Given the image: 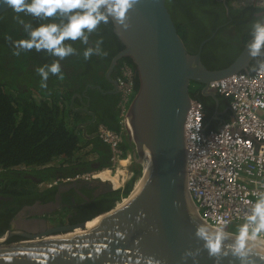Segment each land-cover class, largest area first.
<instances>
[{
	"label": "trees",
	"instance_id": "16d2710c",
	"mask_svg": "<svg viewBox=\"0 0 264 264\" xmlns=\"http://www.w3.org/2000/svg\"><path fill=\"white\" fill-rule=\"evenodd\" d=\"M164 1L187 51L192 53L195 47L191 50L188 36L204 23L202 15L206 10L225 18L222 0ZM226 3L229 22L220 26L201 47V61L209 69L227 65L250 37L253 22L264 20L263 7L241 4L240 0ZM18 18L33 27L56 19L16 13L11 7L0 14V235L9 227L19 197L37 191V182L23 177L24 173L31 172L46 180L112 166V151L97 135L99 125L120 134L118 150L122 156L131 154L132 174L120 187L101 191L92 201L80 204L81 212L75 220L90 219L112 207L128 195L141 173L140 163L133 161L134 144L120 125L121 94L113 91L106 76L112 57L124 47L113 31L111 20L99 24L89 34L87 44L69 41L76 51L59 60L62 78L49 74L47 87L41 88L37 69L59 58L35 49L14 55V41L28 35ZM97 40L106 54H93L85 59L83 50L94 46ZM259 62H264V57L254 58L248 69L241 72H252ZM125 68L132 72L130 102L139 85L131 58L119 57L109 76L115 80L124 78ZM191 84L195 85L189 87L190 95L202 105L206 131L217 129L230 119L226 97L204 94L195 87L203 84L194 81ZM91 163H97V167H91Z\"/></svg>",
	"mask_w": 264,
	"mask_h": 264
},
{
	"label": "water",
	"instance_id": "95a60500",
	"mask_svg": "<svg viewBox=\"0 0 264 264\" xmlns=\"http://www.w3.org/2000/svg\"><path fill=\"white\" fill-rule=\"evenodd\" d=\"M8 8L0 0V14ZM122 13V21L110 18L124 47L112 57L106 76L121 56L135 64L139 85L129 105L128 133L134 160L142 165L148 155L150 170L137 190L133 185L127 196L90 219L16 242L5 241L7 230L0 236V264H241L231 253L210 256L195 235L204 224L225 232L227 244L237 230L210 225L197 212L186 188L183 122L191 82L206 85L247 70L254 59L248 54L251 37L227 65L209 69L200 46L187 51L164 0H132ZM95 218L91 226L74 230ZM253 243L259 246L250 249L246 264H264V234Z\"/></svg>",
	"mask_w": 264,
	"mask_h": 264
},
{
	"label": "built area",
	"instance_id": "2783aa9c",
	"mask_svg": "<svg viewBox=\"0 0 264 264\" xmlns=\"http://www.w3.org/2000/svg\"><path fill=\"white\" fill-rule=\"evenodd\" d=\"M240 3L264 8V0ZM123 76L116 80L121 94L120 125L129 132V68L123 70ZM201 89L226 97L231 117L217 129L206 131L202 105L190 99L183 122L186 188L203 220L210 225L238 229L252 203L264 194V69L258 65L252 72L212 79ZM97 135L112 151V166L108 170L118 174L117 188L132 174L128 170L131 154L122 156L118 150L119 133L99 125ZM94 171L82 172L80 176L95 177ZM71 178L55 177L47 183Z\"/></svg>",
	"mask_w": 264,
	"mask_h": 264
},
{
	"label": "clouds",
	"instance_id": "9594fccd",
	"mask_svg": "<svg viewBox=\"0 0 264 264\" xmlns=\"http://www.w3.org/2000/svg\"><path fill=\"white\" fill-rule=\"evenodd\" d=\"M11 9L24 12L34 17L45 19L56 17L47 23H40L33 27L18 18L24 24L27 38L14 41V55L22 50L35 49L44 51L59 59L37 69L41 80L40 87H47L49 74L62 78L59 60L75 53V48L69 41L80 40L88 43V36L101 23H107L110 18L123 20L122 9L130 7L132 0H6ZM248 54L253 58L264 57V20L254 21L250 30ZM101 41L97 40L94 46L83 50V57L88 59L91 55L106 54L102 51ZM259 68L264 69V62H259ZM143 215V213H140ZM264 233V194H260L252 203L243 222L238 226L236 234L230 243L224 244L226 233L220 229L212 230L204 224L197 226L195 235L203 241V246L210 256L232 255L246 264V257L252 247H258L255 242L260 234ZM186 255H192L186 250ZM149 264H153L149 260ZM158 264V262H157Z\"/></svg>",
	"mask_w": 264,
	"mask_h": 264
},
{
	"label": "flooded vegetation",
	"instance_id": "af4514ba",
	"mask_svg": "<svg viewBox=\"0 0 264 264\" xmlns=\"http://www.w3.org/2000/svg\"><path fill=\"white\" fill-rule=\"evenodd\" d=\"M222 1L225 5V18L223 14L217 15L212 10L210 14L209 9H207L202 15L204 23L196 26V31L194 33L191 32L188 36L187 42L191 50L195 47V51H197L199 46L201 48L205 41L214 36V33L220 26L226 25L229 22L230 16L229 7L226 3L227 0ZM108 79L113 84L114 90L115 84L113 81H115V78L108 76ZM194 85L191 84L190 87L192 88ZM195 87L202 92L201 86ZM116 91H118L117 88ZM86 98L87 100L89 99L88 97ZM135 156V149H133V161H135ZM90 166L97 167V163H91ZM98 169L101 168H94L92 170ZM81 173L70 175L72 176L71 179L59 180L52 183H47L48 179H38L31 172L24 173L23 177H30L37 182V191L25 193L19 197L16 210L9 219L10 225L3 233L5 234L7 230H10L5 241L8 243L24 240L29 237L33 238L37 234H43L49 228L83 221L75 220L80 215L77 213L81 212L79 205L92 201L98 193L109 189V187L105 183L98 181L96 179L97 175L91 178H84L80 176ZM94 220L96 218L89 221L94 222Z\"/></svg>",
	"mask_w": 264,
	"mask_h": 264
},
{
	"label": "bare ground",
	"instance_id": "6f19581e",
	"mask_svg": "<svg viewBox=\"0 0 264 264\" xmlns=\"http://www.w3.org/2000/svg\"><path fill=\"white\" fill-rule=\"evenodd\" d=\"M146 147V146H145ZM146 150H147V147H146ZM150 165H151V160L149 158V156L146 158H144V162H143V165H142V172H141V177L139 180H137V184L134 185V190H137L143 183V181L145 180L149 170H150ZM103 169V168H102ZM114 175H111V173H109V170L108 169H103V170H95L94 171V176H99V177H102V178H113V183H114V186L116 187L117 184L119 183L118 182V174L116 172H113ZM143 174V175H142ZM116 184V185H115ZM93 224V222H90L89 220L85 223V225H83L82 227L79 226L77 228H75L74 230H82L86 227H89ZM40 236H42V234H37L35 235L33 238H39Z\"/></svg>",
	"mask_w": 264,
	"mask_h": 264
},
{
	"label": "rangeland",
	"instance_id": "374dc122",
	"mask_svg": "<svg viewBox=\"0 0 264 264\" xmlns=\"http://www.w3.org/2000/svg\"><path fill=\"white\" fill-rule=\"evenodd\" d=\"M143 162H144V160H143ZM130 164H131V163H130ZM130 164H129V166H128V170H129V171H130ZM142 165H143V163H142ZM142 165H140L141 169H142ZM101 169H102V168H101ZM101 169H100V170H101ZM105 169H108V168H105ZM113 169H114V168H113ZM112 171H113V170H112ZM140 174H141V173H140ZM111 175H114V173L112 172ZM98 177H99V176H98ZM100 178H101L102 180L99 179V178H98L97 180L100 181V182L105 183L108 187L110 186V184H111L112 186H114V183H115V182L113 183V181H112L113 178H102V177H100ZM139 179H140V176L136 179L134 185L137 184V182H138L137 180H139ZM126 180H127V178L125 179V181H126ZM125 181H124V182H125ZM124 182H123V183H124ZM115 185H116V184H115ZM114 187H115V186H114ZM119 187H120V186H119ZM115 188H116V187H115ZM115 188H114V189H115ZM117 188H118V187H117ZM122 198H123V197H122ZM122 198H121V199H122ZM227 229H234V230H237V228H236L235 226H228Z\"/></svg>",
	"mask_w": 264,
	"mask_h": 264
}]
</instances>
